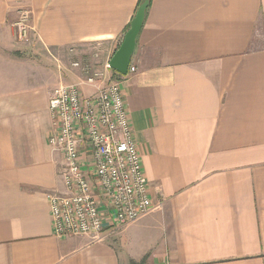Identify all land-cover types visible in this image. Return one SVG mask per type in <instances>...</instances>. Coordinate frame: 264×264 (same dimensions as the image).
Segmentation results:
<instances>
[{
    "label": "crops",
    "instance_id": "1",
    "mask_svg": "<svg viewBox=\"0 0 264 264\" xmlns=\"http://www.w3.org/2000/svg\"><path fill=\"white\" fill-rule=\"evenodd\" d=\"M142 1L0 0V264H264V0H149L121 88L163 205L98 241L52 232L49 95L93 45L109 61Z\"/></svg>",
    "mask_w": 264,
    "mask_h": 264
},
{
    "label": "built area",
    "instance_id": "2",
    "mask_svg": "<svg viewBox=\"0 0 264 264\" xmlns=\"http://www.w3.org/2000/svg\"><path fill=\"white\" fill-rule=\"evenodd\" d=\"M31 15L28 5L16 6L17 41L28 38ZM98 58L99 45L95 44L72 63L82 73L79 81L57 85L48 98V143L62 158L64 185L62 192L45 195L56 237L87 236L98 241L164 202L154 203L149 196L121 88L136 69L130 62L125 75L112 77L108 62L99 67Z\"/></svg>",
    "mask_w": 264,
    "mask_h": 264
},
{
    "label": "water",
    "instance_id": "3",
    "mask_svg": "<svg viewBox=\"0 0 264 264\" xmlns=\"http://www.w3.org/2000/svg\"><path fill=\"white\" fill-rule=\"evenodd\" d=\"M148 2L149 0H143L139 4L128 29L123 35L120 45L108 61L109 67L119 74L125 75L127 73V68L131 62V56L136 46V38L144 21Z\"/></svg>",
    "mask_w": 264,
    "mask_h": 264
},
{
    "label": "rangeland",
    "instance_id": "4",
    "mask_svg": "<svg viewBox=\"0 0 264 264\" xmlns=\"http://www.w3.org/2000/svg\"><path fill=\"white\" fill-rule=\"evenodd\" d=\"M92 49V48H91ZM77 59H79V57L78 58H73V59H70V67L71 68H73L74 69V67L72 66V63L74 62V61H77ZM75 70V69H74ZM79 74H80V77L82 76V73L81 72H79V70L77 71ZM79 79L80 78H78L77 79V81H74V82H70V83H76V82H78L79 81ZM85 90H86V88H85ZM84 90V91H85ZM86 92V91H85ZM47 109H48V102H47ZM49 112V111H48ZM50 121H51V119H50Z\"/></svg>",
    "mask_w": 264,
    "mask_h": 264
},
{
    "label": "trees",
    "instance_id": "5",
    "mask_svg": "<svg viewBox=\"0 0 264 264\" xmlns=\"http://www.w3.org/2000/svg\"><path fill=\"white\" fill-rule=\"evenodd\" d=\"M116 74H118V73L116 72Z\"/></svg>",
    "mask_w": 264,
    "mask_h": 264
}]
</instances>
